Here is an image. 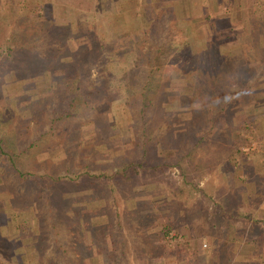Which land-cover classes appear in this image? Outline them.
<instances>
[{
  "label": "rangeland",
  "instance_id": "rangeland-1",
  "mask_svg": "<svg viewBox=\"0 0 264 264\" xmlns=\"http://www.w3.org/2000/svg\"><path fill=\"white\" fill-rule=\"evenodd\" d=\"M0 145V264H264V0H0Z\"/></svg>",
  "mask_w": 264,
  "mask_h": 264
},
{
  "label": "trees",
  "instance_id": "trees-1",
  "mask_svg": "<svg viewBox=\"0 0 264 264\" xmlns=\"http://www.w3.org/2000/svg\"><path fill=\"white\" fill-rule=\"evenodd\" d=\"M39 5L41 6V4H39ZM52 29H55V27L52 26ZM24 45H26V43H24ZM26 46L28 47V45H26ZM197 64H198L199 69L203 68L202 71L204 70V72H208L209 75L213 71V68L211 66L212 64H210V63H203V62L199 61ZM35 67H36V63H34V66H31V67H30V65H27L25 67H19L16 72L19 75H23L24 72H31L32 74L27 76V78H26L27 81H30L29 79H32L36 76L34 73H36V72L41 73V67H36V69L34 70ZM213 73H214V77H216L217 72L215 71ZM221 105H223V104H221ZM60 118H61V116H60ZM0 150L2 151V145H0ZM2 152L4 153V151H2Z\"/></svg>",
  "mask_w": 264,
  "mask_h": 264
},
{
  "label": "crops",
  "instance_id": "crops-1",
  "mask_svg": "<svg viewBox=\"0 0 264 264\" xmlns=\"http://www.w3.org/2000/svg\"><path fill=\"white\" fill-rule=\"evenodd\" d=\"M255 256L254 255H252V254H250V255H245V257L243 258L242 256H236L235 258H236V260H241V262H248V261H251V259L252 258H254ZM235 258H234V260H235ZM256 259H257V257H256Z\"/></svg>",
  "mask_w": 264,
  "mask_h": 264
}]
</instances>
